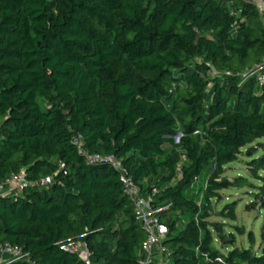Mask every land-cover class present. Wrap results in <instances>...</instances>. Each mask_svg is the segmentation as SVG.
<instances>
[{
  "label": "trees",
  "instance_id": "1",
  "mask_svg": "<svg viewBox=\"0 0 264 264\" xmlns=\"http://www.w3.org/2000/svg\"><path fill=\"white\" fill-rule=\"evenodd\" d=\"M263 59L248 0H0V182L50 179L0 197V245L25 256L6 264H83L60 249L78 243L91 264L142 259L146 233L118 172L89 164L75 137L182 216L161 215L165 264H264V248L239 249L208 222L220 191L250 186L221 174L264 139V83L240 78ZM223 211L236 220L233 203Z\"/></svg>",
  "mask_w": 264,
  "mask_h": 264
},
{
  "label": "built area",
  "instance_id": "2",
  "mask_svg": "<svg viewBox=\"0 0 264 264\" xmlns=\"http://www.w3.org/2000/svg\"><path fill=\"white\" fill-rule=\"evenodd\" d=\"M256 8L259 18L264 24V0H248ZM264 67V59L255 67L250 68L240 75L241 84L248 78H253L261 68ZM216 72H213L214 74ZM255 79V78H254ZM256 81L259 86L264 83V74H258ZM73 143L77 146L79 153L86 159L89 164H109L119 174L123 190L132 203L134 214L138 222L144 229L146 236L141 245L142 259L139 264H165L168 261L169 253L164 248L163 242L168 235V228L161 220V215L165 213L167 208L154 207L153 196L155 190L151 193L143 195L141 189L129 177L127 171L123 168L121 162L113 156H92L85 153L82 148V139L75 137ZM45 183H50V179L46 178L39 182H31L26 179L25 172L22 170L17 174L11 175L3 182H0V197L6 195H21L23 191L29 187H40ZM61 250H67L77 253L83 264H91L89 254L84 244H69L60 247ZM157 249V253H154ZM20 248L9 244L0 245V264H6L13 261L23 260Z\"/></svg>",
  "mask_w": 264,
  "mask_h": 264
},
{
  "label": "rangeland",
  "instance_id": "3",
  "mask_svg": "<svg viewBox=\"0 0 264 264\" xmlns=\"http://www.w3.org/2000/svg\"><path fill=\"white\" fill-rule=\"evenodd\" d=\"M258 74H264V67L257 74H254L253 78L256 79ZM217 77V73L211 75L213 79ZM251 79L248 78L243 84H248ZM175 142H177L176 138ZM249 147H255L256 149L250 156H246V149H243V154L236 161L224 167L221 179L232 181L233 179L242 177L250 183V186L245 185L220 191V200L212 201V216L208 219V222L210 225L217 224L219 226L221 229L220 236L225 240L230 239L228 236L231 233L235 246L239 249H248L253 254L260 255L264 248V205L262 199L258 198V195L264 185L261 181V178H264V170L259 169L253 174L249 170V167L250 163L255 160L264 162V139L255 141ZM229 203H233L235 207V221L221 216L224 212V206ZM171 211L166 212L163 215L164 218L166 220H176L180 226L182 224V216L176 211ZM210 230L214 239V245L217 248H221L219 233L213 227H210ZM221 250L226 254V247H222Z\"/></svg>",
  "mask_w": 264,
  "mask_h": 264
},
{
  "label": "crops",
  "instance_id": "4",
  "mask_svg": "<svg viewBox=\"0 0 264 264\" xmlns=\"http://www.w3.org/2000/svg\"><path fill=\"white\" fill-rule=\"evenodd\" d=\"M154 253H157V249H154Z\"/></svg>",
  "mask_w": 264,
  "mask_h": 264
},
{
  "label": "water",
  "instance_id": "5",
  "mask_svg": "<svg viewBox=\"0 0 264 264\" xmlns=\"http://www.w3.org/2000/svg\"><path fill=\"white\" fill-rule=\"evenodd\" d=\"M178 137H179V135H178V136H176V140H178Z\"/></svg>",
  "mask_w": 264,
  "mask_h": 264
}]
</instances>
